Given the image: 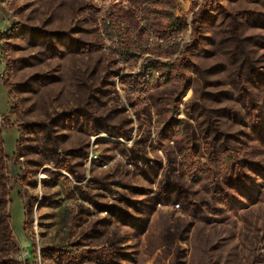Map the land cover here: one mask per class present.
Returning <instances> with one entry per match:
<instances>
[{
	"label": "rangeland",
	"instance_id": "374dc122",
	"mask_svg": "<svg viewBox=\"0 0 264 264\" xmlns=\"http://www.w3.org/2000/svg\"><path fill=\"white\" fill-rule=\"evenodd\" d=\"M0 264H264V0H0Z\"/></svg>",
	"mask_w": 264,
	"mask_h": 264
}]
</instances>
